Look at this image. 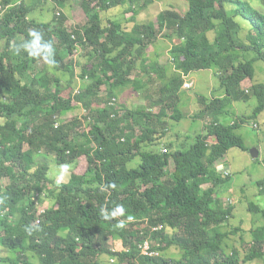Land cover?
<instances>
[{
	"label": "trees",
	"instance_id": "16d2710c",
	"mask_svg": "<svg viewBox=\"0 0 264 264\" xmlns=\"http://www.w3.org/2000/svg\"><path fill=\"white\" fill-rule=\"evenodd\" d=\"M66 1L0 0V264H252L263 259L264 222L252 228L243 259L230 244L244 228L232 222L235 206L223 203L232 174L218 166L233 149L250 152L237 133L242 126L260 128L264 83L254 81L256 63H264V13L247 0H185V14L168 9L156 23L141 24L140 10L158 0H82L83 27L68 26L56 7L48 21L38 17L51 10L50 2L62 7ZM120 8L123 17H131H109ZM125 23L134 26L128 30ZM30 30L53 42L54 67L26 52L13 54L11 44L28 39ZM161 37L171 44L168 65L175 71L168 79L167 65L147 57ZM38 64L43 69L34 70ZM205 70L215 71L216 93L223 95L197 97L196 118L209 122L190 147L179 148L170 141L169 122L185 119L184 76ZM153 76L161 87L150 107L121 104L130 88L148 93ZM247 81L250 90L244 89ZM253 100L251 114L224 121L233 104L253 106ZM79 107L84 114L70 117ZM51 157L56 167L49 164ZM52 167L58 170L50 176ZM62 168H69L71 178L54 186ZM3 179L10 180L5 189ZM256 185L260 192L256 202L248 201V211L264 221V180ZM118 204L124 216L100 217L102 206L111 210ZM119 220L123 228L115 227ZM138 222L142 229H136ZM147 225L163 230L152 233ZM146 242L160 255H143L139 246ZM173 248L182 255L177 261L166 259Z\"/></svg>",
	"mask_w": 264,
	"mask_h": 264
},
{
	"label": "rangeland",
	"instance_id": "374dc122",
	"mask_svg": "<svg viewBox=\"0 0 264 264\" xmlns=\"http://www.w3.org/2000/svg\"><path fill=\"white\" fill-rule=\"evenodd\" d=\"M247 1L251 2L252 5L256 9H258L264 13L263 1H261V2L256 1V0H247ZM81 2H82V0H69V1H66L65 5L62 7H59V6L57 7V6H55V4L53 2H50V4H48V6L52 7L51 10L44 12L43 15L38 14V17L42 18V21H48L49 17L55 16L54 7H56L55 8V9H57L56 13L60 9L61 13H64L67 16V18H68L67 25L68 26L75 27V26L79 25V26L83 27L86 24L87 19H86L84 11L82 9ZM168 9H172V10L174 9V10L180 12L181 14H185L189 9V4L185 0H158L157 3H155L154 5L149 7L148 9L143 10V11L140 10V13L137 17L138 23H140V22H141V24H147L150 22L156 23L158 20V16L162 12H164ZM106 17L107 16L104 17V15H103V20ZM109 17L117 18L118 20H123V19H126L127 16L123 17L122 9L120 8L118 10L116 17L114 16L113 11H111V13H109ZM129 17H131V15H128V18ZM237 20L243 24L244 28H246V29L252 28L250 23L243 20L242 18H238ZM125 26L128 30H131L132 27L134 26V23H125ZM53 27H56V25H53ZM159 41L160 42L156 43V45H154L149 50L147 57L150 60H153V61L158 60L159 61V59L156 58L155 55L156 54L165 55L167 59L164 61V65H166V63H169V61H170L169 57L167 56V53H169V49L171 48V44L168 42V40H166L162 37L160 38ZM2 48H3V46L0 49H2ZM78 60L81 61L82 63L86 61L81 56H79ZM255 66H256V76L257 77H256V80L254 82L264 83V63L258 62V63H256ZM32 69H33V67H32ZM35 69H37V70L43 69V66L41 64H38L37 66L34 67V70ZM214 72H211L210 70H205V71L196 72V73L190 75L191 80L196 81L195 86L193 87V89H191L189 91H184L186 89H184L182 91L181 95H182V97H184L185 101L187 102L185 112H186V115L188 116V118L184 121H181L180 123L176 122V124H174L173 122H169L170 126L173 125V131L180 135V137L178 139V143L182 145L181 147H183V146L190 147L195 142L196 137L202 132L204 125L208 124V122H209V120L207 119L206 122L203 124L202 119H197L196 116L194 117V115L192 117H190V114H192V112H193V109H191V108L194 107V100L192 98L191 99H189V98L190 97L196 98V97H199L200 95H203L205 97H210V98H212L214 95L215 96L223 95V92H217L216 93V90L218 88V81L214 77V74H215ZM79 74H80V69H78L76 71L77 77L79 76ZM68 79H69V76L65 77L64 84H66ZM154 80H155L154 81L155 83L151 86V89L147 91L148 92L147 94L150 96L149 99H146V98L142 99L141 97H138L139 94L138 93L136 94V92L130 88L122 95L121 100H120L121 104L125 105L126 107H128L130 109L131 108H139L140 106H146V107L149 106L150 107L151 98L158 99L157 95H155V94L158 92L159 88L161 87V84H160L159 80L157 79V77H154ZM74 87H76V88L79 87L78 81ZM251 88H252V82L251 81L245 82L244 89L250 90ZM144 93H146V92H143L142 94H144ZM251 104H253V106H251L250 104H245V103L233 104L232 105L233 107H230V109H229L230 116H226L224 118V121L228 122V123L232 122L234 116H236L237 114H239V115L251 114L254 106L256 105V101H254V100L251 101ZM154 110L156 111L157 108H154ZM83 114H84L83 110L79 107L74 112L70 113V117H74L77 115L82 116ZM259 122H260L259 123L260 129H254V127L252 126V123H249V124L242 126L237 131V133L241 137H243L247 147L250 150L257 149L258 151H260L261 155L258 158L259 160L252 162L250 159V156L245 155V153L239 149H233L226 156V159H229V161H232L233 167L235 168L234 170H241V169L244 170V175L240 176V181H239L236 189H239L240 187L244 186L245 188H243V190L245 193L244 194L243 193H237V190L235 189L238 196H236V198H234L232 200V202L237 203L239 198H241V197H242V201H241V203L239 202L237 204V206L233 205V203H231V202H228L229 204H231L232 206H235V208H236L235 219L232 221L233 224H236L237 222H242V220H244L245 222H264L261 218V215H252L248 211V201L256 202L257 195H258L257 191H260V189L257 187V185L254 184V181H256L257 179H264V164H263V160H264V113L260 117ZM181 147H179V148H181ZM48 162L50 165H52L54 167H56V165H57L55 162V159L53 157H51V159ZM138 162H139V160L136 161L135 166L137 165ZM172 167H174V164H172ZM62 169H63V172L60 173L59 174L60 176L58 175V178L55 179V181H54L55 185L54 186H56V184L57 185L65 184L71 178V171L69 170V168H67V170H66V168H62ZM57 170L58 169L52 167L51 172H50V176H52L53 174H56ZM234 174H235V172H234ZM9 183H10V180L5 179L4 187L10 186ZM233 197H234V194L231 196V198H233ZM137 224L138 225L136 226V229H142L143 223L138 222ZM242 234H243V232L234 236L230 240V244L234 248L236 247L238 250H240L241 259H243L246 256L247 246H248L244 241L240 242ZM110 243H111V241H110ZM109 246H111V245H109ZM113 246L116 247L115 244H112V247ZM120 247H121V245H120ZM181 256H182L181 252L176 248H173L172 250H169L166 252V259H168V260L172 259V260L177 261L181 258ZM106 257L107 256H104L102 258L103 262L106 260ZM35 260H37V259L35 258ZM259 263H261V264L264 263V260L255 261L252 264H259Z\"/></svg>",
	"mask_w": 264,
	"mask_h": 264
},
{
	"label": "crops",
	"instance_id": "0c3cea01",
	"mask_svg": "<svg viewBox=\"0 0 264 264\" xmlns=\"http://www.w3.org/2000/svg\"><path fill=\"white\" fill-rule=\"evenodd\" d=\"M127 19H129L128 18V16L126 17ZM140 22V21H139ZM141 23V22H140ZM158 42H160V41H158ZM169 51H170V49H169ZM167 56L169 57V59H170V56H169V53H167ZM155 57L156 58H158L159 59V61L158 60H156V61H153V60H150V61H153V62H159L160 64H162V65H164V61L167 59L166 58V56L165 55H158V54H156L155 55ZM168 59V60H169ZM167 60V61H168ZM169 63H166V65H167V67L165 68V73H166V77H167V79L168 78H171L172 77V75L174 74V71H175V69H174V67L172 66V65H168ZM211 72H214V71H212V70H210ZM194 74V73H193ZM192 75V74H191ZM154 77V76H153ZM188 78H190V75L189 76H187ZM166 81V80H165ZM162 82V81H161ZM195 83H196V81H195ZM161 84V83H160ZM184 90V89H183ZM185 91V90H184ZM137 94V93H136ZM147 93H144L143 95H141V93L138 95V97H141L142 99H149L150 98V96L147 94ZM156 95V94H155ZM136 97V96H135ZM158 97V96H157ZM159 98V97H158ZM193 99L194 100V107L193 108H191V109H193V112H192V114H190V117H192L193 115H194V117L195 116H197V114L200 112V107H199V103H198V101H197V97L195 98H193V97H190L189 99ZM151 99H154V98H151ZM155 100H157V99H155ZM151 103V102H150ZM187 104V102L185 101V99H184V97H182V95H181V105H180V108H181V110H182V112L185 114V119L184 120H186L187 118H188V116L186 115V112H185V109H186V105ZM140 107H143V108H145L146 106H140ZM149 107V106H148ZM150 110H152V112L153 113H158V110H154V108L153 109H151L150 108ZM198 111V112H197ZM197 112V113H196ZM183 120V121H184ZM203 122V124L205 123V121L203 120L202 121ZM229 123H232V122H229ZM176 124V123H175ZM177 127V126H176ZM179 137H180V135L179 134H177L176 132H174L173 131V128H172V131L170 132V141H172V142H174L175 144H176V146L177 147H181L182 145L181 144H179L178 143V139H179ZM231 152V151H230ZM229 152V153H230ZM245 153V155H249L250 156V159H251V161L252 162H254V161H256V160H254L253 158H252V156H251V154H250V152L249 153H247V152H244ZM259 154L261 155V153H260V151H259ZM260 155H259V157H260ZM221 166H222V168H221ZM225 166L226 167H228L226 170L229 172V173H231L232 174V181L230 182V184L228 185V186H226V188H225V192H223V195H222V198H223V203L224 204H227L228 202H231V203H233L232 202V200L234 199V198H236V196H238V194L237 193H245L244 192V190H243V188H245L244 186H242V187H240L239 189H236V187L238 186V183H239V181H240V176H243L244 175V170H234L235 168L233 167V164H232V161H229V159H226L225 158V160L224 161H222V164L221 165H219L218 166V169H219V171H223L224 170V168H225ZM234 172H235V174H234ZM57 178H58V176H57ZM260 180H264V179H257L256 181H254V184L256 185V183L258 182V181H260ZM235 189L237 190V193H236V191H235ZM259 192L260 191H257V193H258V195H259ZM234 194V197L233 198H231V196ZM257 195V196H258ZM241 201H242V197L241 198H239V200H238V202L237 203H233V205H235V206H237V204L240 202L241 203ZM244 202V201H243ZM242 202V203H243ZM255 224H258V225H256V226H259V225H261L260 224V222H243V220H242V222H237L236 223V226L237 227H243L244 228V232H243V234L241 235V240H240V242H242V241H244L247 245L252 241V235H251V230H252V228L255 226ZM260 260V259H259ZM259 260H257V261H259ZM262 260H264V258L263 259H261V261ZM259 264H261V263H259ZM262 264H264V263H262Z\"/></svg>",
	"mask_w": 264,
	"mask_h": 264
},
{
	"label": "clouds",
	"instance_id": "9594fccd",
	"mask_svg": "<svg viewBox=\"0 0 264 264\" xmlns=\"http://www.w3.org/2000/svg\"><path fill=\"white\" fill-rule=\"evenodd\" d=\"M11 50L13 52L14 55H20L22 52H26L28 54L29 57L31 58H36V57H40L44 60V62L49 66V67H54L56 64V60H55V48L53 45V42L51 40H46L44 38V33L42 31L39 30H30L28 33V39L19 42V43H12L11 44ZM185 77L189 80L192 81L194 83L193 87L195 86V81L191 80V78H188L187 76H184V80ZM186 81V80H185ZM185 84V83H184ZM183 89L184 86H183ZM193 89V88H192ZM185 91H189V90H185ZM254 127V129H260L257 124L252 125ZM4 181L5 179H3L2 184L4 186ZM5 189V187H4ZM125 214V208L123 205H116L114 208H112L111 210H108L105 206H102L100 208L99 211V215L102 219L104 220H112L116 217H121L124 216ZM3 215L1 216V220H3ZM128 220H131L132 217L129 215L127 217ZM147 224H149V222H146ZM150 226L151 228H155L152 225H147ZM116 228H123L124 227V221L123 220H119L116 224H115ZM30 231V229H29Z\"/></svg>",
	"mask_w": 264,
	"mask_h": 264
},
{
	"label": "built area",
	"instance_id": "2783aa9c",
	"mask_svg": "<svg viewBox=\"0 0 264 264\" xmlns=\"http://www.w3.org/2000/svg\"><path fill=\"white\" fill-rule=\"evenodd\" d=\"M60 15V13H59ZM185 84H184V88L186 90H191L193 88L194 83L192 81H189L186 77H185ZM148 228L151 229L152 233H156V232H161L163 230L162 227H155V228H151L149 226H147ZM139 250L141 251V253L145 256H159L160 252H153L151 250L150 244L148 242H146L145 244H142L139 246Z\"/></svg>",
	"mask_w": 264,
	"mask_h": 264
},
{
	"label": "water",
	"instance_id": "95a60500",
	"mask_svg": "<svg viewBox=\"0 0 264 264\" xmlns=\"http://www.w3.org/2000/svg\"><path fill=\"white\" fill-rule=\"evenodd\" d=\"M250 154L254 160H257L259 158V151L257 149L250 150ZM222 168V166H221Z\"/></svg>",
	"mask_w": 264,
	"mask_h": 264
}]
</instances>
